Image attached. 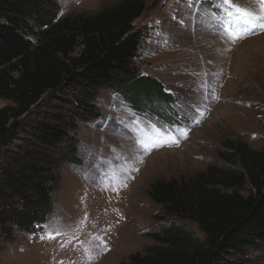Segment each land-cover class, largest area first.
<instances>
[{
  "label": "rangeland",
  "instance_id": "rangeland-1",
  "mask_svg": "<svg viewBox=\"0 0 264 264\" xmlns=\"http://www.w3.org/2000/svg\"><path fill=\"white\" fill-rule=\"evenodd\" d=\"M57 1L65 16L95 14L122 0ZM143 1L147 9L135 21L143 32L136 67L161 82L170 98L153 94L150 86L127 101L107 88L87 93L71 87L44 96L0 148V160L24 161L38 148L33 136L37 126L52 122L67 133L52 155L61 187L53 214L39 232L0 240V263L122 264L131 253L157 244L151 234L173 221L203 240L197 223L163 215V206L150 195L152 185L223 164L219 152L230 140L264 148V31L245 33L233 42L222 27L227 20L220 0ZM233 2L259 8L258 0ZM82 47L79 42L74 54ZM79 98L85 100L82 106L76 103ZM121 103L138 113V126ZM7 104L12 102L2 100L0 107ZM158 129L174 140L165 135L168 142L162 146L147 152L134 148L135 135L155 136ZM130 151L138 155L128 161ZM101 237L106 248L97 247ZM230 260L264 264V244Z\"/></svg>",
  "mask_w": 264,
  "mask_h": 264
},
{
  "label": "trees",
  "instance_id": "trees-1",
  "mask_svg": "<svg viewBox=\"0 0 264 264\" xmlns=\"http://www.w3.org/2000/svg\"><path fill=\"white\" fill-rule=\"evenodd\" d=\"M146 9L143 0H122L95 14L61 16L57 0H0V102H12L0 107V148L44 96L64 88H107L127 101L150 86L169 99L161 82L136 67L143 32L135 21ZM79 42L83 47L75 55ZM33 136L38 148L24 161L0 160V240L37 233L53 214L62 176L52 155L67 133L42 121ZM219 154L223 164L157 180L150 191L164 216L197 223L205 238L191 237L173 221L151 234L157 244L131 253L122 264H236L233 254L264 244V148L230 140Z\"/></svg>",
  "mask_w": 264,
  "mask_h": 264
},
{
  "label": "snow or ice",
  "instance_id": "snow-or-ice-1",
  "mask_svg": "<svg viewBox=\"0 0 264 264\" xmlns=\"http://www.w3.org/2000/svg\"><path fill=\"white\" fill-rule=\"evenodd\" d=\"M220 3L224 6L223 18L227 20V23L222 25L225 30V34L235 42L237 39H243L245 33L251 34L254 30L264 31V0H258L259 8L258 10L249 9L245 7H240L233 0H220ZM219 7V4H217ZM231 29V31H229ZM121 108H127L131 120L137 126L140 121L136 119L138 113H134L132 109L121 103ZM189 119H194V116H190ZM198 122V121H197ZM151 123V121L149 122ZM148 127L147 125L145 126ZM155 136L151 134L144 133L143 135H135L134 148H139L142 152L150 151L152 147L162 146L163 143H167L168 140L164 139L165 135H169L171 139L174 140V137H171L170 134L165 132L163 129L155 130ZM183 134V132H181ZM138 154L135 151H130L126 156V160H133ZM43 228L44 226H37ZM44 237L42 236L41 239ZM49 238H54L52 233H49ZM97 247H104L106 245L103 242V238H98ZM91 258V257H90Z\"/></svg>",
  "mask_w": 264,
  "mask_h": 264
}]
</instances>
